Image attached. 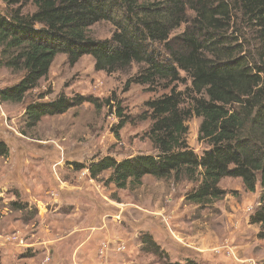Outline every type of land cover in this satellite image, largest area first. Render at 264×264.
Here are the masks:
<instances>
[{"label":"trees","instance_id":"1","mask_svg":"<svg viewBox=\"0 0 264 264\" xmlns=\"http://www.w3.org/2000/svg\"><path fill=\"white\" fill-rule=\"evenodd\" d=\"M2 1L0 61L22 78L0 91V102L22 103L49 77L59 55L71 67L90 56L95 70L108 75L137 65L126 89L136 84L163 92L145 103L142 118L151 122L145 135L154 154L121 161L107 156L87 166L74 163L75 171H87L96 181L110 173L108 181L120 190L140 186L146 177L196 181L199 186L188 200L197 205L222 199L223 180L240 179L249 193L261 188L262 205L250 223L260 226L258 236L264 238V0ZM102 22L114 27L111 39L89 35ZM182 25L186 28L177 33ZM49 93L27 105L29 127L85 102L98 111L110 109L119 119L116 137L131 123L115 96L102 102L60 94L44 102ZM193 118L201 120L198 141L206 147L201 155L188 143ZM9 155L0 138V159ZM29 207L20 199L10 203L13 210ZM142 245L172 264L149 235H142ZM34 256L29 251L21 257Z\"/></svg>","mask_w":264,"mask_h":264},{"label":"rangeland","instance_id":"2","mask_svg":"<svg viewBox=\"0 0 264 264\" xmlns=\"http://www.w3.org/2000/svg\"><path fill=\"white\" fill-rule=\"evenodd\" d=\"M0 11H5L2 0ZM113 32L109 22H102L90 28L89 35L102 41ZM138 68L108 75L95 70L90 56L71 67L67 57L59 55L49 77L22 103L0 102V138L10 149V155L0 159V186L8 180L7 188L0 189V264H166L142 245L145 234L172 264H264L261 228L250 223L262 205L259 186L252 194L240 179H225L220 184L226 192L222 199L197 205L188 200L199 186L196 181L146 177L142 185L120 190L108 181L110 173L96 181L74 170V163L87 166L107 156L121 161L154 154L145 135L151 122L142 118L145 103L163 92H148L136 84L126 89ZM21 78L0 61V91ZM46 92L44 102L60 94L102 102L115 96L131 123L116 137L119 119L110 109L98 111L85 102L29 127L26 107ZM200 122H188V143L199 155L206 149L198 141ZM25 159L31 163L23 168ZM15 194L34 200L27 203L28 210L10 209L7 195ZM14 236L18 240L12 244ZM21 239L27 247L15 245ZM29 251L35 256L21 257Z\"/></svg>","mask_w":264,"mask_h":264},{"label":"crops","instance_id":"3","mask_svg":"<svg viewBox=\"0 0 264 264\" xmlns=\"http://www.w3.org/2000/svg\"><path fill=\"white\" fill-rule=\"evenodd\" d=\"M22 156H27V154H26V155H22ZM26 162L29 163V164L31 163V161H29L28 159H25V160H24V163H23V166H22L23 168L25 167V163H26ZM6 181H8V180L3 181V182H5V184H2V185L0 186V189H1V190H2V188H7V187H6V184H7L8 182H6ZM4 195H6V192L4 193ZM19 195H20V194H19ZM21 195H22V198L20 197V200L22 199L21 201H23L24 203H28V202L31 203L30 201H34V200H30V201H29L30 198H28L27 195H25V194H21ZM7 196H9V197H8V201H10V203L13 202V201H17V199H19V198L17 197L16 194H15L14 196H11V195H7ZM6 198H7V197H6ZM29 206H30V205H29Z\"/></svg>","mask_w":264,"mask_h":264},{"label":"built area","instance_id":"4","mask_svg":"<svg viewBox=\"0 0 264 264\" xmlns=\"http://www.w3.org/2000/svg\"><path fill=\"white\" fill-rule=\"evenodd\" d=\"M82 172L87 173V171H82ZM17 240H18V239L15 238V236H14L13 239H12V244H13L14 241H17ZM15 245H17V246H19V247H27V245H25L23 239H21L20 241L16 242ZM104 247H106V245H105ZM104 249H105V248H104ZM104 249L102 250V252H105ZM247 264H256V263L250 260V261L247 262Z\"/></svg>","mask_w":264,"mask_h":264}]
</instances>
